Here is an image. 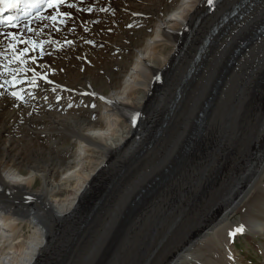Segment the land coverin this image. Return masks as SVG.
<instances>
[{
    "label": "bare ground",
    "instance_id": "bare-ground-1",
    "mask_svg": "<svg viewBox=\"0 0 264 264\" xmlns=\"http://www.w3.org/2000/svg\"><path fill=\"white\" fill-rule=\"evenodd\" d=\"M235 1L73 0L61 24L0 30V264H102L113 243L126 264H254L230 246L241 225L264 264V28L248 38L264 0L191 57ZM144 162L150 176L132 181ZM102 200L113 209L95 221Z\"/></svg>",
    "mask_w": 264,
    "mask_h": 264
},
{
    "label": "rangeland",
    "instance_id": "rangeland-1",
    "mask_svg": "<svg viewBox=\"0 0 264 264\" xmlns=\"http://www.w3.org/2000/svg\"><path fill=\"white\" fill-rule=\"evenodd\" d=\"M264 15L262 16V18H261V22L259 23V25L260 24H262L263 22H264ZM258 28V27H257ZM251 30V29H250ZM250 30H249V32H250ZM253 35V32L251 31V33H250V35L248 36V38H250L251 36ZM245 38V37H244ZM243 38V39H244ZM247 38V39H248ZM252 39V38H251ZM250 39V40H251ZM250 40L249 41H247V43L248 42H250ZM202 44V42L201 41H197V43L195 44V46H194V52L193 53H191V57H192V59H194V57H195V54L197 53V48H198V46H199V44ZM241 43V42H240ZM240 43H239V45H240ZM162 44V43H161ZM239 45L236 47V49L235 50H237V48H239L240 50H241V48H243L242 46L241 47H239ZM238 49V50H239ZM164 52H167V50H165ZM230 58V57H229ZM229 58L224 62V65H226L227 67L230 65V63L229 64H227V62H228V60H229ZM235 59V58H234ZM124 60H127V58H125ZM196 62H197V59H196ZM191 62H189V63H187L186 62V64H185V71H187L190 67H191ZM223 70H221L219 73H217V74H215L214 75V78L216 77V79L217 78H220V81L222 80V78L225 76V74H226V71H224V72H222ZM222 72V73H221ZM221 73V74H220ZM220 74V76H218ZM181 79H182V77H181ZM180 79V80H181ZM217 82V81H216ZM182 83V80L181 81H177L176 82V85L178 86V85H180ZM216 85V83H214L213 84V86H211V90H212V88L214 87ZM218 87V86H217ZM216 87V88H217ZM210 90V89H209ZM208 90V93H210V91ZM176 93V92H175ZM175 93H172L171 94V99H173L174 97H175ZM165 101L166 100H168L169 99V97H166V98H163ZM174 100H176L175 98H174ZM177 101V100H176ZM209 103V101L207 102V104ZM170 103L168 102L167 104H166V106H165V108H164V114L161 116V118L159 119V121H158V128H156L155 130H154V135H157V131H158V129L162 126L161 124L163 123V121H164V116L169 112V114H172V111H170V110H168L169 109V107H170V105H169ZM208 106V105H207ZM204 111H206V110H204ZM202 118H203V114H202V116H201ZM162 119V120H161ZM165 124V123H164ZM195 127H197V124H195L194 125V127H193V129L195 128ZM157 130V131H156ZM191 131V130H190ZM197 138V136L195 137V139ZM194 139V140H195ZM193 142V141H192ZM190 140H189V133H188V137L185 139V144L183 145V147L181 148V150H180V147H179V150H178V152H177V155H175V157L173 158V163L175 164V163H177V161H178V159L179 160H181V157H183L182 155H183V153H184V151H187V148H191L192 147V145H193V143L195 142H193L192 143ZM66 144H68V142H66ZM260 146L261 145H259V147L257 148L258 150H259V148H260ZM75 151V150H74ZM90 151L91 152H93L94 153V155L96 156L97 154H98V152L96 151V150H94L93 148L92 149H90ZM97 157V156H96ZM176 158H177V160H176ZM9 162H11V163H13L14 161H9ZM170 163L171 162H169L166 166H168V165H170ZM103 165V164H102ZM147 167H148V162H144V163H141V164H139V165H137L136 163H134L131 167H130V169H131V180L132 181H135V180H137L138 179V177H140V176H145V177H148V176H150V172H148L146 169H147ZM162 169L161 170H159L158 171V173H155V174H153V179H151V181L153 180H158L160 177L162 178L161 180H163L164 179V177H162L163 175H162ZM20 172L21 173H23L24 175L27 173V170L25 169V168H22L21 170H20ZM155 175H157V178L155 179ZM117 177H118V175H113V177L111 178V180L110 181H108L104 186H102V188H101V190H100V192H99V196L102 194V193H104L106 190H109L108 189V187H109V185L111 184V183H113L116 179H117ZM253 177L254 176H252L251 177V181H253V182H255L256 180H254L253 179ZM40 181V180H39ZM113 181V182H112ZM167 182H168V180H166L165 181V185H167ZM148 183H150V177H149V179H148V181H147V184ZM174 184V183H173ZM152 184H150V186H151ZM174 185H176V184H174ZM174 185H172V184H170V181H169V183H168V185L167 186H165V189H168L169 190V188H171V189H175V190H183V187L181 186V185H176V186H174ZM144 186H145V184H144ZM169 187V188H168ZM144 188V187H143ZM141 190H143V189H141ZM167 190V191H168ZM166 191V192H167ZM141 192V191H140ZM139 192V193H140ZM106 194V193H105ZM97 195V196H98ZM142 196V194L140 193V197ZM95 201H97V197H93L92 199H90V208L92 209L93 207L92 206H94V203H95ZM100 204H101V206H100V210H101V212H99L98 214H97V217H95V221H101V220H99L98 219V217H102V216H104L106 213H108L109 211H111L112 209H113V206L111 205V204H106L105 205V202H104V200H102L101 202H100ZM109 205H110V207H109ZM104 207V208H103ZM91 209H89V211H87L86 212V215H85V219L87 220H91L92 218H93V216L92 215H90L91 214ZM90 213V214H89ZM88 214V215H87ZM90 218V219H89ZM164 222H166L167 221V219H164L163 220ZM19 226L21 227V230H22V235H23V238L26 236V233L27 234H30V231H28L27 230V228H25L22 224H19ZM102 227V225L100 226V228ZM164 228H169V225L168 224H165L164 226H163ZM164 228H162V229H164ZM245 235H239L238 237H234L236 240H234V243H232L230 246H231V248L235 251V254L237 255V256H244V259H242L243 261H245L246 263L247 262H253L254 264L256 263V264H260V262H261V259H262V257H261V255L260 254H257L256 252H255V249H254V247H253V245H251V244H248V243H246V240H245ZM19 239H21V238H19ZM123 246L122 245H118L117 246V244L115 243H113L112 244V246L110 247L111 248V251H110V255H108V257H106L105 259H104V261L102 262V264H115L116 262H120V263H122V264H126V262H125V254H126V252H125V247L124 248H122ZM124 250V251H123ZM120 251V252H119ZM133 252V251H132ZM129 253V252H128ZM115 254V255H114ZM115 257V258H114ZM261 258V259H260ZM112 259V260H111ZM116 261H114V260ZM118 260V261H117ZM120 260V261H119ZM112 261H114V262H112ZM110 262H112V263H110Z\"/></svg>",
    "mask_w": 264,
    "mask_h": 264
},
{
    "label": "snow or ice",
    "instance_id": "snow-or-ice-1",
    "mask_svg": "<svg viewBox=\"0 0 264 264\" xmlns=\"http://www.w3.org/2000/svg\"><path fill=\"white\" fill-rule=\"evenodd\" d=\"M215 0H207L208 5L211 7L214 5ZM65 3V0H0V12L3 11H7L10 9H20V15L25 19L28 20L30 22V20L32 18L34 19H51L54 22L57 20V17H63V18H67L68 16H70V13L64 12V13H60L59 11L57 12V15L55 16H41L39 15V13L45 8V6L47 8H57L60 4ZM68 7H74V5L72 4H68ZM35 11V16L32 17L31 14L32 12ZM88 11H91V8L88 9ZM8 22L11 23V21L13 19H18L17 17H10L7 18ZM61 23L64 22V19L60 20ZM15 26V25H13ZM25 27H27V25H25ZM28 31H34L32 28H27ZM11 35V34H9ZM37 35H39V32L37 31ZM12 39H17L16 36H12ZM32 43V46L35 48L38 45L36 44L35 41H30ZM42 43V42H41ZM10 47H12L13 49V53H15V47L14 45L10 44ZM24 51H27V49H25ZM24 52L21 51L19 55H15L12 60H9V63H13L15 61H20L21 63H23V61L20 60V58L23 56ZM4 71L8 72L11 71V69L7 68L6 66L4 67ZM13 96H16L17 93L16 92H12ZM138 115V114H137ZM135 121H133L134 123ZM244 226L241 225L239 227H237L235 230L230 231L228 233L229 237L235 236L238 233H243L244 232ZM231 258V257H230Z\"/></svg>",
    "mask_w": 264,
    "mask_h": 264
}]
</instances>
